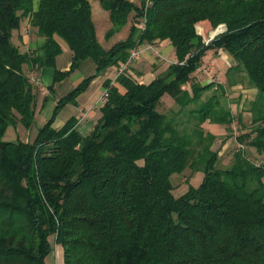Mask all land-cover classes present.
I'll return each mask as SVG.
<instances>
[{"label":"trees","instance_id":"obj_1","mask_svg":"<svg viewBox=\"0 0 264 264\" xmlns=\"http://www.w3.org/2000/svg\"><path fill=\"white\" fill-rule=\"evenodd\" d=\"M102 6L112 22L107 39L131 24L111 48L98 39L90 0H0V264H48L52 237L64 264H264V0ZM24 22L45 38L48 66L62 52L56 37L72 51L70 71L56 70L54 83L88 59L97 67L59 100L32 142L6 140L10 127L33 126L41 91L36 51L13 42ZM165 41L175 63L150 83L132 66L116 84L107 81L109 99L88 136L74 119L53 127L98 75L122 67L133 49ZM209 51L233 60L229 87L247 81L257 90L251 132L238 137L245 149L232 145L225 166L205 124L228 125L232 112H214L215 95L202 101L214 82L194 81ZM166 94L177 112L163 111ZM188 169L203 180L176 197L172 178Z\"/></svg>","mask_w":264,"mask_h":264},{"label":"crops","instance_id":"obj_2","mask_svg":"<svg viewBox=\"0 0 264 264\" xmlns=\"http://www.w3.org/2000/svg\"><path fill=\"white\" fill-rule=\"evenodd\" d=\"M129 1L133 2L138 7L143 4V0ZM90 4L92 8V18L96 26L98 39L106 48H111L116 43L124 41L128 38L131 24H128L119 33L115 34L110 39H107V33L112 28L110 13L103 8L102 0H90ZM146 6L149 7L147 2ZM56 39L61 46L62 52L56 58L55 67H50L47 65L45 38L36 35L35 31L27 24V22H24L19 30L13 32V42H15V44L23 52L36 51L41 65L39 72V87L41 88V91L38 93L37 97L34 121L35 124L36 120L40 119L41 127L53 117L55 109L61 98L68 95L73 89L82 83L84 79L96 74L97 67L95 62L91 59H88L83 61L78 69L71 72L69 76L54 83L56 70L65 73L70 71L72 66V51L70 47L62 38L56 37ZM156 46L159 55H155L150 51H143L131 67V70L145 83H150L153 81L156 76L161 74L168 68L170 64L175 63L176 61L175 50L168 42L165 41L157 44ZM209 52L215 53L214 51ZM206 57L204 58L203 65L210 63L207 61L205 62ZM165 63L168 64V66L163 68ZM229 65L231 64L227 62V71ZM145 68H152L154 70L151 76H145L143 72L145 71ZM117 71L118 69L111 67L104 73L98 75L91 82L88 89L78 96L76 103H69L60 110L54 120L53 127L55 129H61L67 124L69 120L74 119L75 129L83 136H88L94 129L95 124L101 116L99 98L104 90V85L107 81H111L112 83L115 82L114 80L117 76ZM227 71L225 73L226 79L223 80L226 83ZM154 72H157V75L153 74ZM194 76V79L196 80L205 79L204 77H206L199 70L194 74ZM200 76L203 78H200ZM207 82H209V79L207 80V78L202 81L204 85ZM114 84H116V82ZM25 130L28 131L29 129ZM18 133H20V129H18ZM37 133L38 131L35 133V135L33 133L32 138L26 137V139H23L20 137V139L25 142H32L35 139L34 136H36ZM60 253H62V251H60ZM47 262L48 264H53V253L48 256Z\"/></svg>","mask_w":264,"mask_h":264},{"label":"rangeland","instance_id":"obj_3","mask_svg":"<svg viewBox=\"0 0 264 264\" xmlns=\"http://www.w3.org/2000/svg\"><path fill=\"white\" fill-rule=\"evenodd\" d=\"M148 0H146L147 2ZM225 32V28H217L213 31H211L209 34V40L208 42L218 38L221 34ZM14 41V40H13ZM15 43V42H14ZM157 47V46H156ZM158 50V49H157ZM210 62L206 65H202L199 70L203 75L205 79H209L210 83L211 79L214 81V87L211 88L209 91L203 94L202 101H207L212 96H216V100L219 103L220 106L216 107L217 114H220L222 111L230 110L232 112L233 117H231V120L228 125L224 124H217L210 121H207L205 124V129L207 132L211 133L212 135H215L217 137V140L213 146V149L216 150L219 155H224V159H222L221 165L225 166L229 162V157H231V151L232 145L230 141V136H234V131H232V128H236L237 136L240 137L243 134L250 133L251 132V113L248 112L249 104L254 101V99L257 96V91L255 88H253L247 81L244 82L243 85H237L234 87H229L228 83L224 82L223 80L225 78V73L227 71V62L230 64H233V60L231 57L226 55V53L222 52L221 54H215L209 52L207 53V57L205 59V62ZM204 64V62H203ZM168 64L165 63L164 67H167ZM206 70L210 72H204L203 70ZM154 70L152 68H145L144 74L145 76H151L152 72ZM153 74L157 75V72H154ZM200 78H203L200 76ZM205 79H198L194 80L196 83H202ZM206 82V81H205ZM203 84V83H202ZM224 87V91H221V87ZM103 93V92H102ZM102 96V94H101ZM100 96V98H101ZM99 98V100H100ZM163 111L165 113H169L171 110L174 112H177L180 108L175 104V101L172 99V97L168 94H166L163 97ZM175 107V108H173ZM197 107L196 104H193L189 106L190 109H194ZM222 108V111H221ZM220 109V110H219ZM219 110V111H218ZM241 119H240V118ZM41 128L40 119L36 120V123L33 125L32 128H30L28 131H26L22 125H18V127L13 128L10 127L6 136V140H16V138H32L33 133H35ZM18 129H20V133H18ZM20 135V136H19ZM36 137V136H34ZM231 154V155H230ZM203 173H193L190 169L186 170L183 174L180 175H174L172 178V183L174 187V195L176 197L181 196L182 194L186 193L190 186L198 187L200 183L203 180ZM52 246H53V264H64V257H63V248H61L60 245H57L54 241V238H51ZM62 251V253H60ZM51 253V254H52Z\"/></svg>","mask_w":264,"mask_h":264},{"label":"built area","instance_id":"obj_4","mask_svg":"<svg viewBox=\"0 0 264 264\" xmlns=\"http://www.w3.org/2000/svg\"><path fill=\"white\" fill-rule=\"evenodd\" d=\"M147 5H151V0L147 1ZM144 27H145L144 23L140 25V29H143ZM143 51H150L155 55H159L156 45H154L152 43H145V44L141 45L140 47L133 49L130 52V55L128 57L127 62L124 65H122V67H120L118 69L117 76H119L122 73H124L125 71H127L128 68H130L135 63V61L137 60V58L141 55V53ZM203 71L205 73L208 72V74H210V72L207 71V69L206 70L204 69ZM33 80H35V79L33 78ZM210 81L212 82L214 80L211 79ZM108 99H109V89L104 88L102 96L99 100L100 106L102 107L103 105H105L107 103ZM232 131H234V136H230V138H229L231 141V145L235 146L237 151H244V149H245L244 145L240 141H238V136H237L238 131L236 130L235 127H234V129L232 128Z\"/></svg>","mask_w":264,"mask_h":264}]
</instances>
